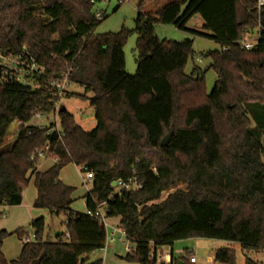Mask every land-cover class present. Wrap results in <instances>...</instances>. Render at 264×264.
I'll return each mask as SVG.
<instances>
[{
    "label": "trees",
    "instance_id": "1",
    "mask_svg": "<svg viewBox=\"0 0 264 264\" xmlns=\"http://www.w3.org/2000/svg\"><path fill=\"white\" fill-rule=\"evenodd\" d=\"M99 1L0 0V49L39 68L25 83L0 67V207L20 205L34 176V207L66 215L65 231L54 240L44 235V217L34 218V239L11 262L3 241L28 233L0 230V264H30L41 254L40 264H102L89 254L106 245V228L88 214L102 202L134 244L122 257L128 262L157 264L158 248L189 238L264 251V6L258 9L257 0H137V70L131 74L124 53L130 31L95 33L106 18L97 17ZM194 16L219 44L203 55L217 75L211 92L207 69L194 65L185 73L193 40H161L155 33L156 24L187 30ZM255 31L256 45L243 48ZM64 78L92 93L81 97L94 109L93 129L84 130L65 107L56 109V85ZM51 114L59 117L58 129L31 124ZM15 121L17 134L3 147ZM46 143L59 160L38 171L31 155ZM71 163L94 172L84 213L71 209L75 188L60 179ZM132 178L140 189L115 192L113 182ZM192 254L177 256L172 248L169 264H197ZM213 260L237 264L236 251L218 248ZM245 264L259 263L247 258Z\"/></svg>",
    "mask_w": 264,
    "mask_h": 264
},
{
    "label": "rangeland",
    "instance_id": "2",
    "mask_svg": "<svg viewBox=\"0 0 264 264\" xmlns=\"http://www.w3.org/2000/svg\"><path fill=\"white\" fill-rule=\"evenodd\" d=\"M137 0H125L120 3L119 0H104L99 1L95 4V10L102 11L105 13L106 18L97 26L95 29L96 34H104L108 32H119L122 28H126L130 31L127 41L124 46L125 53V67L128 73H135L137 70L136 63V41L137 32L136 17L137 11ZM187 30H180L173 25H155V33L161 40H183L190 38L193 40V50L195 52L193 59L189 58L185 66V73L189 74L194 65L199 66L205 72V83L207 92H211L214 84L217 80L216 72L209 68L211 61L203 55L208 52L219 48V44L213 39L209 38L211 32L203 27V20L199 16L196 19H190L186 24ZM258 32L255 31L248 37L255 41ZM247 37V36H246ZM67 91L75 93L71 97H66V94L61 98L57 105V110L61 107H65L69 112L74 115L76 123L81 126L84 130L89 131L96 126L95 112L93 107L90 106L89 100L83 99L81 96H87L91 98L93 95L91 92L86 90L79 85H71ZM52 123L59 125V117L56 114H51L48 117H40L37 115L31 124H39L48 126ZM18 122H13L8 130L7 141H5L3 147H8L14 137L17 134ZM168 134V133H167ZM264 142V140H263ZM51 162V161H50ZM45 159H40V164L48 163ZM84 174L81 172L79 166L75 164L66 165L61 172V179L67 184L73 186L75 191L73 192V202L71 209L75 212L84 213L87 211L85 203V194L91 188V181L83 180ZM30 187L34 188L33 180L29 181ZM28 183V185H29ZM28 187V186H27ZM178 187H184L180 184ZM27 189V188H26ZM25 189V190H26ZM175 188L170 189L168 192L163 193L165 197L169 192H172ZM118 188L115 189V192ZM29 200V197L24 198V204L21 208L12 210L11 216L6 218V212L11 207L1 208L0 213V228L6 230H14L23 228L28 234L34 233L31 227V220L33 218L43 216L45 219V230L44 235L52 240L55 239L53 232H64L66 215L63 213H50L48 210L43 208H36ZM25 210V211H24ZM19 216V217H18ZM110 227H107V242L106 248L103 250H95L89 254V260L103 259V264H135L128 262L123 259L127 253L133 248L134 244L128 240L123 234L119 233L114 227L119 226V218L111 217L108 219ZM54 230V231H52ZM22 241L17 235L9 236L4 241V252L9 260H16L20 254ZM233 247L237 255V264H245L247 258L257 261L259 264H264V251H253L244 250L241 248L239 243L227 242L221 240H213L207 238H189L179 240L173 245L175 255L180 256L184 254L185 250H191L193 254L197 256V264H220L213 260V254L216 249L223 247ZM170 246L160 247L159 249L165 250Z\"/></svg>",
    "mask_w": 264,
    "mask_h": 264
},
{
    "label": "built area",
    "instance_id": "3",
    "mask_svg": "<svg viewBox=\"0 0 264 264\" xmlns=\"http://www.w3.org/2000/svg\"><path fill=\"white\" fill-rule=\"evenodd\" d=\"M125 0H119L120 3L124 2ZM264 6V0H257V8L260 9L261 7ZM104 12L102 11H97V17H102ZM259 38V34L257 35V38L255 41H252L248 36L244 38L242 41V47L245 49H251L253 48L257 40ZM0 67L4 68L5 70H11V75L12 77H15L16 80L20 82H28L27 76L30 75L29 73L35 72L39 68L34 64V63H29L28 61L22 60L20 57H15L11 54H6L0 49ZM42 70H39L38 72H41ZM72 84L69 83L67 78H64L62 82H58L56 87H57V100L55 102V107L57 109V105L61 98L66 94V91ZM43 117V116H40ZM19 127V124H18ZM17 127V130H18ZM56 129L59 128V125L55 126ZM31 159L35 161L38 165L40 162V159H45V160H52L53 163L58 162V157L53 156L50 152V144L46 143L43 147L37 148L33 154L31 155ZM81 172L84 174L83 180L84 181H92L94 172L90 169H88L86 166H79ZM118 186V191L122 190H137L142 187V185L137 181L136 178L129 179L128 181H119L116 182ZM88 214L91 218L95 219L96 221L102 223L107 232V227H110L108 223V217H107V204L106 202L98 203L96 204V210L95 211H88ZM119 233L124 234L120 226L114 227ZM35 237V234H28L27 236L23 237V243H28L32 241ZM126 237V236H125ZM107 242V241H106ZM165 247V246H164ZM106 248V245L101 248L100 250H103ZM171 248V247H169ZM157 249L152 257L155 259L157 264H169L171 262L172 258V250L171 249ZM189 260L191 263H197V256L195 254H192L189 257ZM81 264H86V263H81ZM102 264H103V259H102Z\"/></svg>",
    "mask_w": 264,
    "mask_h": 264
},
{
    "label": "crops",
    "instance_id": "4",
    "mask_svg": "<svg viewBox=\"0 0 264 264\" xmlns=\"http://www.w3.org/2000/svg\"><path fill=\"white\" fill-rule=\"evenodd\" d=\"M191 19H196V16H194V17H192ZM48 162H50L51 164H48V163H42V164H40V162L38 163V165H37V169H38V171H45V170H47L50 166H52V164H53V161L52 160H47ZM63 170V169H62ZM62 170H61V172H62ZM61 172H60V179H61ZM31 180H33V183H34V188L33 187H30V183H29V185H28V187H27V189L24 191V193H23V200H22V203L20 204V205H17V206H13V207H11V209L8 211V213L6 212V218H8V217H10L11 216V213H12V210H13V212H14V210H16V212H17V209L18 208H21L22 206H23V204H24V198L27 196V197H29V200L31 201V203L32 204H30L29 205V207L30 206H34V201H35V199L37 198V188H36V186H35V178H34V176H32L31 178H30V181ZM62 180V179H61ZM63 181V180H62ZM64 182V181H63ZM65 184H67L66 182H64ZM67 185H69V184H67ZM71 186V185H70ZM5 207H7V206H1L0 207V210H1V208H4V210H5ZM47 210V209H46ZM25 211V210H24ZM48 212H49V210H48ZM19 217V216H18ZM34 219V218H33ZM32 219V220H33ZM31 220V221H32ZM30 221V222H31ZM19 229V228H18ZM0 230H6V229H3V228H0ZM15 230H17V229H14V230H7V231H9V232H14ZM52 231H54V230H52ZM54 233V232H53ZM14 236L16 235V234H13ZM13 235H11V236H13ZM7 239V238H6ZM5 239V240H6ZM20 239V238H19ZM4 240V241H5ZM21 241H22V243H21V249H20V253H21V250H22V247H23V239H20ZM4 241H3V246H2V252L4 253V255H5V257H6V254H5V252H4V250H3V248H4ZM172 248L173 247H171V248H169V249H171L172 250ZM20 255V254H19ZM19 257V256H18ZM6 259H7V261H9V262H11V261H14V260H9L7 257H6Z\"/></svg>",
    "mask_w": 264,
    "mask_h": 264
},
{
    "label": "water",
    "instance_id": "5",
    "mask_svg": "<svg viewBox=\"0 0 264 264\" xmlns=\"http://www.w3.org/2000/svg\"><path fill=\"white\" fill-rule=\"evenodd\" d=\"M61 110H64V107L61 108ZM172 132H169L163 139L161 140V145L166 146L171 138ZM117 185L116 182H113V186L115 187ZM63 232H54V237L58 238L61 236ZM43 258V254H41L38 258L33 259L30 264H40L41 260Z\"/></svg>",
    "mask_w": 264,
    "mask_h": 264
}]
</instances>
